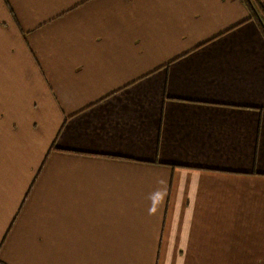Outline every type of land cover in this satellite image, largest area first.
Wrapping results in <instances>:
<instances>
[{"label": "crops", "instance_id": "crops-1", "mask_svg": "<svg viewBox=\"0 0 264 264\" xmlns=\"http://www.w3.org/2000/svg\"><path fill=\"white\" fill-rule=\"evenodd\" d=\"M0 260L264 264L245 0H0Z\"/></svg>", "mask_w": 264, "mask_h": 264}, {"label": "trees", "instance_id": "trees-1", "mask_svg": "<svg viewBox=\"0 0 264 264\" xmlns=\"http://www.w3.org/2000/svg\"><path fill=\"white\" fill-rule=\"evenodd\" d=\"M245 2L247 3V6L249 7V9L253 12L254 20L256 21V23H257V25H258V27H259L261 33H262V36H263V38H264V27L260 24V19H259V17H261V18H263V20H264V13H263V11H262V9H261V7H260V4H259L256 0H252L254 6H255L256 9L258 10V14H259V16H258V15L253 11V9L251 8V6L248 4L247 0H245ZM252 7H253V6H252ZM0 264H6V263H4V262H2V261L0 260Z\"/></svg>", "mask_w": 264, "mask_h": 264}]
</instances>
